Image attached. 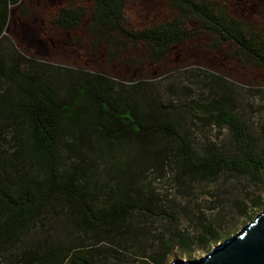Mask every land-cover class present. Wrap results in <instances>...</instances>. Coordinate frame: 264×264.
Returning <instances> with one entry per match:
<instances>
[{"label":"rangeland","instance_id":"obj_1","mask_svg":"<svg viewBox=\"0 0 264 264\" xmlns=\"http://www.w3.org/2000/svg\"><path fill=\"white\" fill-rule=\"evenodd\" d=\"M227 3L236 17L263 30L264 0ZM91 4L92 0H24L19 8L10 10L5 31L8 40L3 49L10 51L11 48L24 58H33L44 65L46 77H52V87L58 92L68 89V74L75 76L82 69L106 72L116 90H129L133 84L143 83V100L171 104L177 128L191 137L192 149L197 154L236 156L241 153L254 157L264 154L263 69L245 64L232 46L217 45L208 34L174 48L161 63L152 61L145 47L118 58L98 49L90 51L92 41L87 22L75 30H61L52 21L60 8L88 9ZM167 14L166 0H127L126 17L131 28L158 24ZM20 69L25 71L27 66L21 64ZM41 86L47 93L53 91L44 82ZM0 96L9 103L17 100L14 88L1 81ZM212 106H221L238 117L237 131L242 135V146L227 127H220L213 120ZM14 115L6 105L0 107L2 174L33 176L38 166L28 157L30 151L25 139L28 127L22 115H16L17 118ZM83 116H87L86 112ZM171 142L156 136L150 146L161 148ZM57 148L61 173H82L83 180L95 188L112 181L106 169L113 163L120 167L124 158L117 149L111 151L110 144L97 141L95 135L66 117L61 120ZM139 170L136 176L139 188L150 205L148 210H138L127 222L135 234L134 241L122 244L115 237L79 232L63 201L54 197L42 218L30 225V230L14 245L0 246V264H14L18 252L57 242L71 250L83 246L102 252L101 256L107 254L112 264H140L147 258L150 246L156 248L159 244L157 238L163 242L175 239L165 264L175 259L196 260L239 234L264 211V175L222 173L214 179L188 180L181 176L178 181L176 171L165 160L160 165H145ZM214 220L219 223L216 239L195 243L187 250L179 245L177 234L194 237L201 226Z\"/></svg>","mask_w":264,"mask_h":264},{"label":"trees","instance_id":"obj_2","mask_svg":"<svg viewBox=\"0 0 264 264\" xmlns=\"http://www.w3.org/2000/svg\"><path fill=\"white\" fill-rule=\"evenodd\" d=\"M228 1L166 0L168 14L164 21L134 29L129 27L126 17L127 0H92L88 9L60 8L52 24L61 30H75L87 22L92 41L90 51L98 49L118 58L145 47L156 63H161L174 48L208 34L215 44L232 46L245 64L264 70V28L255 29L236 17L229 10ZM23 2L0 0V81L12 86L17 94L15 103L0 96V107L6 105L14 118L24 117L28 127L25 137L28 157L37 164L38 171L28 177L3 175L0 149V246L14 245L30 230V225L42 218L54 197L63 201L79 232L115 237L122 244L134 241L135 234L127 222L138 210H148L150 205L136 177L142 171L139 168L145 165L157 166L165 160L176 171L178 181L181 176L188 180L214 179L222 173L264 175V154L254 157L241 153L236 156L195 153L191 137L177 128L174 107L153 99L143 100L141 82L129 90H116L106 72L82 69L75 76L68 74V89L58 92L52 87L51 76L46 77L44 65L11 48L3 49L8 40L5 31L10 10L19 8ZM21 64L27 66L25 71L20 69ZM43 82L51 85L53 91L45 92ZM212 108L213 120L220 127H227L242 146L238 117L221 106ZM63 117L88 130L97 141L110 144L111 151L117 149L124 157L120 167L113 163L106 169L112 181L95 188L83 180L82 173H61L57 145ZM156 136L172 144L151 148ZM73 140L72 137L71 143ZM98 196L102 198L97 201ZM251 204L256 207L254 201ZM217 221L201 226L194 237L177 234L175 238L186 250L195 243L216 239ZM156 240L159 244L156 248L150 246L147 258L140 264H165L175 239ZM101 254L83 246L71 250L57 242L18 252L14 264H112L107 254Z\"/></svg>","mask_w":264,"mask_h":264},{"label":"water","instance_id":"obj_3","mask_svg":"<svg viewBox=\"0 0 264 264\" xmlns=\"http://www.w3.org/2000/svg\"><path fill=\"white\" fill-rule=\"evenodd\" d=\"M170 264H264V211L246 224L239 234L215 246L204 257Z\"/></svg>","mask_w":264,"mask_h":264}]
</instances>
